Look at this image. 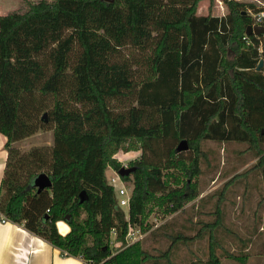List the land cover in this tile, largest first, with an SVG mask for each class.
I'll return each mask as SVG.
<instances>
[{"label": "trees", "instance_id": "obj_1", "mask_svg": "<svg viewBox=\"0 0 264 264\" xmlns=\"http://www.w3.org/2000/svg\"><path fill=\"white\" fill-rule=\"evenodd\" d=\"M202 1L41 0L0 16V134L8 154L0 217L63 255L98 264H174L180 243L205 239L208 258L190 264H222L225 190L252 173L264 177V66L257 71L264 37L246 34L250 11L261 9L255 3L222 0L227 14L199 16ZM41 131L53 132L52 146L16 145ZM183 140L189 150L178 152ZM207 141L246 144L257 163L226 182L214 220L197 234H169L158 254L141 242L124 248L129 227L145 232L154 208L174 214L200 196ZM122 149L142 150L136 171L122 177L133 185L129 220L106 177L122 167L114 158ZM41 174L52 185L39 192ZM224 252L244 263L243 254Z\"/></svg>", "mask_w": 264, "mask_h": 264}, {"label": "rangeland", "instance_id": "obj_2", "mask_svg": "<svg viewBox=\"0 0 264 264\" xmlns=\"http://www.w3.org/2000/svg\"><path fill=\"white\" fill-rule=\"evenodd\" d=\"M39 1L41 0H0V16L13 11L22 13L27 10L30 3ZM242 2L255 3L259 8L264 5L262 0H242ZM227 12V7L222 0H215L211 10L209 0L202 1L198 7L199 16H206L210 13L214 16H221V14H227ZM136 54L139 53L136 52ZM53 138L52 131H41L16 145L27 151L33 147L52 146ZM203 148L208 154V161L202 162V175L199 177L200 196L174 214L167 215L163 210L156 207L145 222V226L148 225V227L143 234L141 233L143 238L140 242L152 254H158L167 249L171 243V239L168 237L169 234L186 233L187 235H195L203 223L212 222L215 218L214 212L218 193L222 191L226 182L257 163L251 153L245 152L247 149L246 144H219L207 141L204 142ZM141 156L142 150L131 149L126 151V149H122L114 158L121 163L122 167L128 164V168H131L134 162L141 159ZM112 175L113 169L108 168L106 171L107 180ZM125 184L129 191L132 190L133 185L131 182ZM225 194V201L220 209L223 213L225 227L229 228V231L227 229L219 231L220 244L224 249H218L217 253L221 256L223 264H229L233 261L223 257L225 255L224 251L231 252L234 246L238 250L247 238L259 241V233L253 231L252 227L254 224L259 226V224L264 223V177L261 172L258 174L252 173L229 186L225 190ZM84 218L85 216L82 217V219ZM60 228L63 233L68 231L70 226L63 222L60 224ZM135 229L139 230L141 228L136 226ZM255 235L257 236L255 237ZM120 245L121 243L116 241V235L112 234L110 247L113 254L121 248ZM126 247H128L127 244L124 248ZM208 252V239L196 241L191 245L180 243L172 260L174 264H190L194 260H206ZM235 253L241 254V252ZM77 258L82 260V257Z\"/></svg>", "mask_w": 264, "mask_h": 264}, {"label": "crops", "instance_id": "obj_3", "mask_svg": "<svg viewBox=\"0 0 264 264\" xmlns=\"http://www.w3.org/2000/svg\"><path fill=\"white\" fill-rule=\"evenodd\" d=\"M5 141L0 134V185L8 156ZM62 223H58V228L61 234L66 235L70 228L67 233H62L60 230ZM252 230L258 231L259 241L247 238L238 250L234 246L232 251L244 255L242 264H264V223L259 226L254 224ZM228 260H232L233 262H230L232 264H241L230 258ZM0 264H82V261L77 257L63 255L61 249L28 232L23 226L6 222L0 223Z\"/></svg>", "mask_w": 264, "mask_h": 264}, {"label": "built area", "instance_id": "obj_4", "mask_svg": "<svg viewBox=\"0 0 264 264\" xmlns=\"http://www.w3.org/2000/svg\"><path fill=\"white\" fill-rule=\"evenodd\" d=\"M260 11L258 12H251L249 13L251 17V24L250 26L256 27V26H263L264 27V5L260 7ZM250 36V35H247ZM260 36V35H256ZM264 37V35H262ZM247 39V38H245ZM259 60L264 61V40L260 42L259 44ZM128 164L124 165L123 167L128 168ZM112 169V168H111ZM108 184L112 186L116 192L117 200H118V207L122 210H124L126 215V220L130 219L129 214V208H130V199H131V190L129 191L125 182L123 181L122 177L119 175V173L115 170H113V175L108 178ZM8 222L6 218L0 217V223H6ZM136 232H135V231ZM137 233H139L137 235ZM142 229H135V227L130 226L129 230L127 232V235L125 237L126 244L128 246L136 244L140 242V240L143 238ZM112 234L117 235L116 230L114 229L112 231ZM65 256H69V254L66 252ZM82 264H98L92 260H84L81 258Z\"/></svg>", "mask_w": 264, "mask_h": 264}, {"label": "water", "instance_id": "obj_5", "mask_svg": "<svg viewBox=\"0 0 264 264\" xmlns=\"http://www.w3.org/2000/svg\"><path fill=\"white\" fill-rule=\"evenodd\" d=\"M108 1L113 2L114 0H108ZM245 14H247V13H245ZM246 34L247 35H253V34L254 35H264V27L263 26L252 27L249 25L247 27ZM263 66H264V61H260L259 65L257 67V71H261ZM44 117L46 118L47 116H44ZM46 121H47V119H46ZM177 149H178V152L188 151L189 150V144H188L187 140L181 141ZM135 171H136V167H131V168L121 167L120 170L118 171V173L121 177H125V176L131 175ZM34 185L38 189V191L41 192L42 190H45L46 188L51 187L52 181L46 174H41L40 176H38L35 179ZM84 200H85V197L81 195V201H84ZM69 219H70V216L67 217V220H69Z\"/></svg>", "mask_w": 264, "mask_h": 264}, {"label": "bare ground", "instance_id": "obj_6", "mask_svg": "<svg viewBox=\"0 0 264 264\" xmlns=\"http://www.w3.org/2000/svg\"><path fill=\"white\" fill-rule=\"evenodd\" d=\"M108 170V169H107Z\"/></svg>", "mask_w": 264, "mask_h": 264}]
</instances>
